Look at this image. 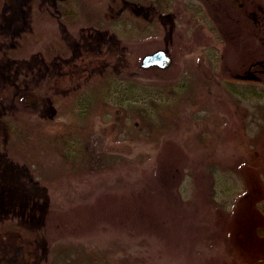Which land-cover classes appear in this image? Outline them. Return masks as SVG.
<instances>
[{
  "label": "rangeland",
  "instance_id": "374dc122",
  "mask_svg": "<svg viewBox=\"0 0 264 264\" xmlns=\"http://www.w3.org/2000/svg\"><path fill=\"white\" fill-rule=\"evenodd\" d=\"M118 1L113 10L109 0H2L0 72L5 73L13 62L9 47H15L19 36L31 30L32 9L36 6L51 18L43 19L46 31L59 34L63 46L73 55H92V68H106V53H113L115 74L121 75L118 80L124 86L128 82L125 75L132 73L140 101L126 102L134 110L126 124L124 111L116 113V109L123 110L120 107H115V112L102 108L91 117L88 147L93 159L98 160L101 154L118 156L125 159L124 166L118 162L104 175L88 173L61 180L62 162L51 145L35 147L37 170L22 158L18 162L10 160L5 150L10 131L7 116L16 109L15 93L57 71L58 64L45 63L35 53L30 76L15 85L0 81V221L8 219L13 227L24 229L0 231V264H51L53 246L72 249L74 258L84 251L91 257V264H264L261 242L252 238L249 246L244 244L249 199L251 194L257 197V187L264 185V170H251L247 164L263 149L258 139L264 143V97L243 99L225 85L227 79H247L264 86V0H221L219 10L211 11L205 4V11L213 15L217 37L230 43L228 53L218 50L217 56L212 54L215 64L206 55L215 52L209 43L202 46L207 52L192 49L184 54L186 43L195 44L201 36L211 38L205 25L189 17L188 12L182 14L178 0H145L142 5L136 3L138 7L134 0ZM162 3L169 5L166 13L158 9ZM119 9L145 17L152 27L150 33L129 37ZM227 11L247 18V28L234 23ZM166 16L173 22L165 25L163 32L159 25ZM128 24L133 26L130 21ZM250 26L257 29L254 37ZM236 33L240 41L233 38ZM227 34L232 41L225 37ZM245 40L251 43L248 49L242 43ZM45 42L39 48H45ZM157 49L168 50L170 66L139 70L125 60L120 62V50L127 51L126 57L141 66L142 57ZM251 52L260 54L253 63L249 60ZM216 72L223 74L222 80ZM170 83H180L181 93L176 97L166 89ZM29 94L23 93V102L31 99ZM149 123L162 128L159 136L150 135ZM168 151L183 154L189 173L197 166L209 171L199 161L212 155L218 176L226 181L227 188H236L221 196L215 183L216 199L223 205L220 210L196 203L192 173H186L181 184L168 188L161 203L155 195L146 196L151 185L160 186L154 170ZM49 173L50 182L41 184V176ZM83 262L80 264H86Z\"/></svg>",
  "mask_w": 264,
  "mask_h": 264
},
{
  "label": "trees",
  "instance_id": "16d2710c",
  "mask_svg": "<svg viewBox=\"0 0 264 264\" xmlns=\"http://www.w3.org/2000/svg\"><path fill=\"white\" fill-rule=\"evenodd\" d=\"M115 1L116 0H109V5L107 4L109 7L112 6V8H114L113 10L117 7L116 5L114 6ZM120 1L124 3L128 0ZM137 1L134 0L133 4L139 3L142 5L143 2H145V0ZM220 1L221 0H178L180 6L177 5V8L182 10V14L185 15L188 12L189 17L197 23L205 25V30L211 38L208 39V36H201L200 38L202 39L195 42V44H182L184 54L189 53L192 49L199 53L207 52L202 46L209 43L213 46L215 52L211 50L208 51L206 55L210 57L208 58L209 62L211 61L210 59H212L214 62L213 64H215L216 61L212 56L213 53L216 56L218 50H221L223 53H228L227 46H230V43L227 44L225 38L224 41L220 37H217L216 30L218 29L215 25L213 26V15L205 11V4L210 7V11L212 8L219 10L218 4ZM224 1L226 0H222V3ZM172 3L169 2V5ZM1 4L2 0H0V7ZM136 5L135 7L139 6ZM169 5L166 6L162 3L159 5L158 9L160 12L166 13ZM120 10L121 9H119V11ZM119 13H121L120 15L123 14L124 24L126 28H129L127 29L129 37L139 38L150 33L152 27L148 25L145 17L137 15L134 12L131 14L126 10H121ZM248 13L249 10L246 6V16H248ZM234 14L227 11V16L230 17L231 15L234 23H241L243 28H247L248 25H244L250 23L247 18L245 19L243 16L240 17ZM46 17L48 20L51 19L45 13L39 11L36 6L33 7L31 30L25 31L19 36L15 47H9L8 52L13 62L5 73L0 72V81L15 85L19 79L31 75L35 65L31 60V56L33 54L35 55V53H38L41 56L40 59L45 63H50L52 65L58 64L59 66L57 71L47 74V76L40 78L37 82L30 83L29 87L23 88L15 93L14 99L16 109L7 116L10 124V131L8 141L5 145L6 154L10 160L17 162L21 161L22 158L24 160L22 161L28 164L31 169L37 170L38 157L34 153V149L39 144H47L55 149L62 162V168L58 175L61 180L64 178H80L88 173L104 175L111 172L116 163L119 162L123 165L125 159H120L118 156L102 154L98 160L93 159L88 147V135L92 128L91 117L97 110H101L102 108L107 111L113 109V112H115V107H120L123 110L116 109V113L120 114L124 111L122 117L125 118L126 124L127 119L132 118L134 113V110H132L133 108L131 107L132 109H130L126 102L140 101L138 95L140 91L134 85L136 82L132 78V73L128 72L127 75L123 74L128 81L124 86L121 81L118 80L121 75L115 74L116 71H114L113 67L117 66V61L115 64L116 58L113 53H106L108 51L105 52L109 55L107 58L108 60L104 63L107 67L104 69L92 68L93 56L88 53L79 54L77 56L73 55L68 48L63 46L59 34L54 32L49 33L42 26L43 19ZM215 20L216 22L218 21V19ZM220 20L221 19H219V21ZM128 21L132 22L133 26H129ZM172 22L173 21L168 18V16L162 17L159 25L161 28L160 30L165 32V25L168 27V24ZM250 27L249 31L252 33V37H254V33H256L255 31L257 29H254V26ZM227 30L229 32V28ZM48 33L51 34L50 37H48ZM229 34L225 37L229 41H232ZM239 36L240 34L236 33L233 38H238L239 40ZM43 42H45L46 47L39 48L40 44ZM242 43H246L247 49L249 44H251L249 41L246 42V40ZM80 44L81 43H79V46ZM141 46L144 47V43H142ZM234 47L237 51L240 50L237 43L234 44ZM36 50L39 51L35 52ZM124 53L127 55L128 52L122 50L119 52V57L122 58L120 59L121 63L125 60L126 64L129 63L133 68L139 70H147L151 67H141L140 64L137 65L136 61L130 60ZM257 55L260 54L252 53L249 59L251 63L257 61ZM215 67L216 66L213 68ZM215 75L218 79H223V74L216 72ZM132 80L133 82H131ZM226 81L225 85L228 90L239 95L240 98L249 100L252 98L264 97V86H257L256 83H253V81L251 82V80L245 79L243 82H236L227 79ZM179 85L180 83H170L166 85V89L173 97H176L181 93V89H179L181 86ZM24 92L30 93L31 99L29 101L23 102ZM163 92H166V90H163ZM156 97L161 99L157 93ZM194 101L196 102V99ZM158 113L160 112L158 111ZM147 117L144 118L146 122L148 120ZM161 126H165L164 122ZM147 129L150 131L151 136H159L162 130V128L155 123H149ZM259 140L260 139H258V142L262 144L263 149L260 151L255 161L247 163L251 170H264V143H261ZM170 150L174 151V147L170 148ZM175 152H177L176 149ZM182 155V153L174 155V153H170V151L164 155L163 163L159 164V167L154 170V175L160 186L151 185L152 189L149 191L147 190L146 196L155 195L156 201L161 203V199L165 197L164 193L168 188L173 185L181 184L185 179L186 173H189V168H187L189 166L183 162ZM214 162L212 155L207 154L202 157L199 163L207 165L209 171L204 172L202 168H198L197 166L191 169V173L192 176H194L193 184L195 186L196 203L200 206H206L212 210L218 211L223 205L216 199L215 183L217 186L219 185L217 190L218 192L221 191V196L225 193L229 194L232 193V191L235 192L236 188L226 187V181H224L221 176H218L220 173L213 167ZM41 177L40 183L43 185L45 183L47 184L51 180L52 173L48 175L43 174ZM204 177L207 178V181H205ZM44 181L46 182L44 183ZM257 189H259L256 193L258 196L254 197L251 194V199H249L250 202H248L250 204L248 208L249 212L245 214H249L248 224L245 228L247 237L243 240L245 241L244 244L249 246L252 238L253 240L258 239L264 247V185L262 184L259 188L257 187ZM147 198L148 197H145V200ZM153 202L154 199H152L150 204H153ZM144 214L150 217L147 212H144ZM253 214L256 215L254 216ZM10 228H16L21 232L24 231V229L13 227L8 219H2L0 221V231ZM223 239L227 240L226 237H223ZM52 250L55 255L52 262H50L51 264H80L83 261H87L83 263L91 264V257L87 256L84 251L79 253L80 255L82 253V256L79 257L78 254L76 258H74L71 256L72 249L70 250L67 247L60 249L57 246H53Z\"/></svg>",
  "mask_w": 264,
  "mask_h": 264
},
{
  "label": "water",
  "instance_id": "95a60500",
  "mask_svg": "<svg viewBox=\"0 0 264 264\" xmlns=\"http://www.w3.org/2000/svg\"><path fill=\"white\" fill-rule=\"evenodd\" d=\"M172 63V56L166 49H157L145 54L141 59V67L158 66L166 68Z\"/></svg>",
  "mask_w": 264,
  "mask_h": 264
},
{
  "label": "flooded vegetation",
  "instance_id": "af4514ba",
  "mask_svg": "<svg viewBox=\"0 0 264 264\" xmlns=\"http://www.w3.org/2000/svg\"><path fill=\"white\" fill-rule=\"evenodd\" d=\"M168 51V50H167Z\"/></svg>",
  "mask_w": 264,
  "mask_h": 264
}]
</instances>
